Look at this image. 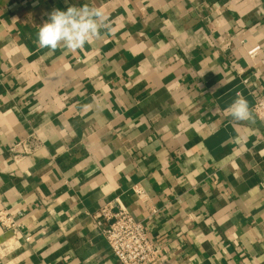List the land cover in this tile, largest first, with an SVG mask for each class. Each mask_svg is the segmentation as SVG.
I'll return each mask as SVG.
<instances>
[{"label": "crops", "instance_id": "1", "mask_svg": "<svg viewBox=\"0 0 264 264\" xmlns=\"http://www.w3.org/2000/svg\"><path fill=\"white\" fill-rule=\"evenodd\" d=\"M70 5L110 30L39 49ZM263 91L264 0H0V210L23 211L0 264H121L104 207L144 223L143 264H264ZM237 93L254 121L225 111Z\"/></svg>", "mask_w": 264, "mask_h": 264}, {"label": "built area", "instance_id": "2", "mask_svg": "<svg viewBox=\"0 0 264 264\" xmlns=\"http://www.w3.org/2000/svg\"><path fill=\"white\" fill-rule=\"evenodd\" d=\"M253 110L264 120V91L256 100ZM36 139L33 137L31 140L18 142L15 147L21 148L23 152H30L38 146ZM20 216H23L21 209L3 208L0 210V225L5 230L16 233L21 226ZM95 217L98 218V224L102 225V233L121 264L152 263L159 258L160 248L149 237L144 223L126 208L113 211L110 207H104Z\"/></svg>", "mask_w": 264, "mask_h": 264}, {"label": "clouds", "instance_id": "3", "mask_svg": "<svg viewBox=\"0 0 264 264\" xmlns=\"http://www.w3.org/2000/svg\"><path fill=\"white\" fill-rule=\"evenodd\" d=\"M108 20L107 13L99 7L70 5L67 10L53 9L39 27L37 47L48 49L49 53L58 49L76 52L86 44L103 39L110 30ZM225 111L234 121H254L249 103L240 93Z\"/></svg>", "mask_w": 264, "mask_h": 264}]
</instances>
